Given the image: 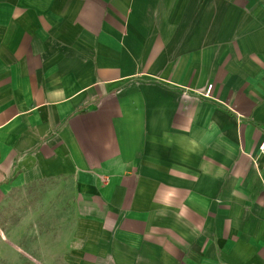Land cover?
<instances>
[{
  "label": "crops",
  "instance_id": "obj_1",
  "mask_svg": "<svg viewBox=\"0 0 264 264\" xmlns=\"http://www.w3.org/2000/svg\"><path fill=\"white\" fill-rule=\"evenodd\" d=\"M263 141L264 0H0L14 260L264 264Z\"/></svg>",
  "mask_w": 264,
  "mask_h": 264
},
{
  "label": "rangeland",
  "instance_id": "obj_2",
  "mask_svg": "<svg viewBox=\"0 0 264 264\" xmlns=\"http://www.w3.org/2000/svg\"><path fill=\"white\" fill-rule=\"evenodd\" d=\"M51 191L52 190L48 187L42 186L41 188H25L13 194L12 200H8L5 204L0 206V230L11 228L18 229L17 232L21 234L24 229L23 220L24 217L27 216H23L22 214L25 211H30L32 208H38V205H35L37 199L46 196ZM28 207H30L29 210H27ZM45 207V217L50 220L51 226V219L53 216L49 213V210L51 211L53 206L46 205ZM2 235L3 234H0V264H27L20 259L19 261L14 260V257L21 258L22 253L18 249L12 247ZM7 238L9 241L12 240L9 236H7ZM20 239L23 240V238ZM14 243L16 244V242Z\"/></svg>",
  "mask_w": 264,
  "mask_h": 264
},
{
  "label": "built area",
  "instance_id": "obj_3",
  "mask_svg": "<svg viewBox=\"0 0 264 264\" xmlns=\"http://www.w3.org/2000/svg\"><path fill=\"white\" fill-rule=\"evenodd\" d=\"M211 90H212V87H210L209 88V90H208V94H210L211 93ZM260 150V154L261 155H264V141L262 142V144H261V146H260V148H259Z\"/></svg>",
  "mask_w": 264,
  "mask_h": 264
}]
</instances>
